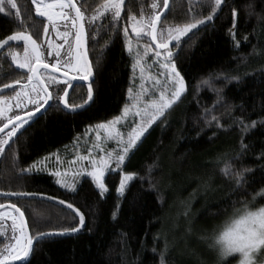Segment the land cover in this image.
<instances>
[{
  "label": "trees",
  "instance_id": "16d2710c",
  "mask_svg": "<svg viewBox=\"0 0 264 264\" xmlns=\"http://www.w3.org/2000/svg\"><path fill=\"white\" fill-rule=\"evenodd\" d=\"M103 1L86 9L94 12ZM155 1L125 0L118 20L100 19L90 30L88 50L95 71L93 101L69 111L54 98L52 107L22 127L1 154L0 204L16 203L24 211L32 234L77 224L78 214L60 201L73 204L85 215L79 232L37 241L34 252L20 264H159L165 245L166 264H197L207 243L194 246L192 240L186 246L193 249L182 255L178 246L185 237L165 236L166 226L173 224L168 223L169 210L183 203L185 209L176 216L179 224L184 223L179 228L187 223L188 228L207 231L231 213L233 200L241 196L250 200V193L264 188V0H226L212 22L194 30V36L189 33L191 39L182 38L176 63L187 91L167 119L154 124L125 161L123 171H135L139 178L129 182L123 195L116 191L118 172L107 173L108 190L101 196L90 177L81 179L75 189H68L60 186L52 173L21 171L71 146L90 125L122 112L129 103L128 88L135 80L134 58L127 50L123 28L130 27L131 14L137 19L141 13L148 17ZM16 3L19 16L10 6L0 13V39L14 31H24L41 42L46 19L36 13L31 0ZM233 8L237 11L234 39L248 37L242 47L234 46L229 35ZM209 12L199 0H170L161 23L182 24L192 16ZM108 16L109 13L105 15ZM12 46L14 42H9L0 49V88L5 83L11 85L13 80L25 82L29 75L12 60ZM225 76H238L239 81H226ZM209 77L210 83L203 84L202 80ZM86 95L87 86L81 85L80 90L69 93V103H82ZM213 108L211 115L218 117L223 127L205 115V109ZM241 117L250 125L247 132L244 125L237 123ZM252 121L256 124L251 125ZM242 144L247 147L242 148ZM157 158L159 167L149 174L147 166ZM225 162L236 169L251 170L245 173L246 191H234L232 182L221 175ZM149 175L155 187H150ZM257 203H264V199L257 198ZM184 255L193 259L187 260ZM202 255L206 256L202 264L215 261L213 252ZM235 261L229 258L226 264Z\"/></svg>",
  "mask_w": 264,
  "mask_h": 264
},
{
  "label": "snow or ice",
  "instance_id": "6c2138e0",
  "mask_svg": "<svg viewBox=\"0 0 264 264\" xmlns=\"http://www.w3.org/2000/svg\"><path fill=\"white\" fill-rule=\"evenodd\" d=\"M200 3L205 4L210 12L205 16H192L188 22L182 24L167 25L161 23V12L153 11L147 18L141 13V17L137 19L135 14L129 15L128 19L131 21V32L135 34L137 43L144 36L148 37L153 44L144 46L143 52L133 46L132 39L129 36V28L125 26L123 33L125 43L130 55L134 57L132 63L133 74L139 70L141 85L137 92H133V88H128V95L131 99L130 104H125L121 115L113 117L111 120H106L90 125L89 129L96 130V140L101 139L99 130H104L105 138L114 142L115 147L110 150L100 148L99 144H94L93 147L99 150L98 155H92L93 148H89L88 155L80 156L81 161H87V166L82 167L81 173L89 176L94 181L95 186L100 190V195L103 196L106 192L107 186L105 183L106 172L116 173L120 175L119 184L116 187L118 194L123 195L134 178H139V174L135 171H123L125 161L130 158V154H134V150L138 147V143L142 142V137L149 129L158 121L163 123L167 119V114L178 104L184 93L187 91V85L184 76L177 67L176 57L179 55V49L182 43V38L188 36L189 33L195 35V31H199L201 25H206L212 22L218 9L226 3V0H199ZM35 5L36 13L40 17H45L48 24H51L56 32V35L62 38V43L54 44L51 41L47 44V56L53 58V62L49 63L45 58V53L41 51V45L33 36L24 31H14L5 39H0V48L8 45L9 42H24L23 58H18L17 54L12 53V60L19 66L20 69H27L29 75L27 82L23 85L21 90L16 91L11 89L13 96H5L0 94V118H3L2 126H0V133H4L5 129L11 125V129L6 133L5 138H0V154L4 153L5 145L8 141L15 137L17 130L28 124L32 119L34 113L39 112L40 109L45 108V105L52 107L49 101L54 97L49 91V84L58 85L60 90L57 91L55 97L56 101L62 103L63 107L69 111H76L81 109L93 101L94 91L92 82L89 78L93 76L92 64L89 60L86 44L88 33L85 28V13L81 11L75 3V0H50L45 3V0H31ZM125 0H104V3L88 17L87 22L95 26L100 19L110 18L118 20L121 17L122 7ZM6 6H10V10L15 9V14L19 16V8L16 0H0V13L5 12ZM161 7L157 3L152 4V8ZM163 9H169V0H163ZM67 9L68 11H65ZM70 15L69 13L73 12ZM105 13L110 16L105 17ZM237 11L232 9V23L229 28V35L234 39L235 32L232 29L236 25ZM64 21L65 31H60L59 22ZM70 22V24H69ZM48 24L44 26V33H48ZM69 26L75 29L74 32L67 30ZM159 26V27H158ZM73 40H69V37ZM246 39V38H245ZM74 41V47H73ZM236 46H239V41H234ZM64 58H61V50L65 48ZM152 50V63H147L148 51ZM177 49V51H173ZM11 51V50H10ZM163 58L161 61L160 58ZM143 61V63H142ZM155 65L158 69L155 75L148 71V78L152 80V88L146 89L143 81L145 80V73L147 70ZM63 70V85H60L61 77L58 75ZM75 72L79 75L80 81H89L87 85L86 99L82 103H69L68 88L73 86L75 76L70 73ZM222 75V74H221ZM224 79L239 81L238 76H225ZM211 77L202 80L203 84H209ZM134 82V81H133ZM12 84L19 85L20 80H13ZM4 89H10L11 86L7 83L3 85ZM25 89H28L27 91ZM29 91L35 93L36 98L29 95ZM218 91V90H217ZM43 95H40V94ZM15 101V107L21 109L22 100L27 99L28 103L34 105L30 111L12 112V105L9 100ZM222 99V97L220 98ZM213 109H205V115L211 116V120L217 123L218 127H223L219 123L216 116H212ZM24 117H27L25 119ZM125 121L127 127L126 132H122L117 125L121 121ZM207 122V121H206ZM237 123L244 125V132H247L250 125L245 124L243 118H237ZM256 121H252L251 125H255ZM87 134V133H86ZM242 144V148H246ZM59 160V155L56 156ZM157 161L147 166V172L151 174L154 168L159 167ZM36 168L39 170L37 164L30 165L27 169L21 171L31 172ZM221 175L228 178L233 184V190L236 192L246 191L247 178L245 173L250 172L248 168L241 167L236 169L230 162H225L224 167L220 169ZM56 177H61V173L56 171ZM150 187H155L151 183L149 175ZM57 183H64L62 179H58ZM73 187L74 185H66ZM205 187H209L206 183ZM7 195V194H5ZM12 195H22L21 193H12ZM31 195V194H29ZM251 199H245L243 196L238 200H233L231 203L232 211L226 215L223 222L212 230L210 235H206L203 239L208 243L209 249L215 255L214 264H226L229 258H235L237 264H264V203H257V198L264 199V188L259 189L255 193H250ZM52 199H56L52 197ZM61 204H66L67 208L73 209L78 214V222L75 226L53 228L48 232H36L30 234L28 221L25 217L24 211L11 204V209L15 214L0 212V219L5 216L12 221L11 224V242L6 243L3 248H0V264H9V261H18L28 258L34 252V239L39 241L50 236L65 235L69 233H77L85 224V215L73 204L65 201H60ZM239 204V206H237ZM4 204H0V209L4 208ZM119 205H117V211ZM225 211H227L225 209ZM187 214V213H185ZM117 212H113V219H116ZM167 252V245L165 249L159 254V264H166L165 255Z\"/></svg>",
  "mask_w": 264,
  "mask_h": 264
},
{
  "label": "rangeland",
  "instance_id": "374dc122",
  "mask_svg": "<svg viewBox=\"0 0 264 264\" xmlns=\"http://www.w3.org/2000/svg\"><path fill=\"white\" fill-rule=\"evenodd\" d=\"M47 2H50V0H46L45 1V3H47ZM154 3H157V4L161 5V7L156 8L155 10L153 9V11H160L161 14H162L163 8H162V2H161V0H156ZM65 11H68V10L65 9ZM69 14L72 15V12L69 13ZM43 18H45V17H43ZM64 23H66V22H64V21L59 22L60 31H64V30H62V27H64L63 26ZM47 24H48V22H47ZM48 29H49V31L45 35L46 42L44 44L41 43L40 45H41V51H43L45 53V58L47 59V61L49 63H52L53 62V58L47 56V50H48L47 49V44L49 43V41H51L52 43H54V40H55V44L61 43L62 41H60V39H62V38H60V37H58L56 35V32L53 29V27H52L51 24H48ZM129 30L131 32V24H130ZM130 32H129V36L132 39L133 46L136 47L141 52H143V49H144V46L145 45L150 44V43L154 45V43H155V42L151 41L146 36H144L143 38H141L139 40V42L137 43L136 37L135 36H132L130 34ZM234 41H239V46L238 47H242L248 41V37L245 36L242 40L232 39V42H233L234 46H236V44H235ZM15 43H18V45H15L14 46V50L11 52V56H12V53L14 52L15 54H17L18 58L22 59L23 58V55H24V42L23 41H17ZM44 46H45V48L43 49ZM152 55H153L152 50L149 49V51H148V57L146 58L147 59V63H149V64L152 63V61H151ZM160 60L162 61L163 58L161 57ZM142 63H143V61H142ZM25 70H27V69H25ZM148 71H150L152 73V75H155L157 73V71H163V69H158L155 65H153L151 67V69H149V70L146 71V73H145V80L143 81V84H144V87L146 89H151L152 88V80L150 78H148ZM134 79H135L134 80V85L132 86V88H133V92L135 93V92H137L139 90L140 85H141L140 73H139V70L138 69L135 72ZM63 81H64V79H61V82L62 83H63ZM26 82L22 83V85L19 87V89L17 91L21 90V88H23V85ZM12 87L13 86H11V88ZM1 90H3V88H1L0 91ZM25 90L27 91L28 89H25ZM68 91H69V89H68ZM2 94L5 95V96H9V97H12L13 96V94H11V95H7L6 93H2ZM29 95L32 96V97L34 96L31 91H29ZM24 100L25 99L22 100V103H24ZM9 103L12 105V112H9L8 115H12L13 112H21V109H23V111L26 110V109H24L23 104L21 105V109H17L15 107V101L14 100H11L10 99L9 100ZM130 103H131V99L129 97V103H127V104H130ZM77 104H80V103H77ZM33 107H34L33 105H30L29 106L30 109H33ZM121 113L119 115H121ZM21 114H22V112H21ZM111 119H109V120H111ZM2 122H6V121H4L3 118H0V124ZM98 123H100V122H98ZM95 124H97V123H95ZM94 125H92V126H94ZM122 125H125V121H123V120L120 122V124L117 125V128H120L122 132H126L128 130V128L127 127H122ZM10 129L11 128H9L4 134H2L0 136V138H5L6 133ZM20 129H18L17 132ZM99 131H100V134H101V139L99 141L96 140V130L94 128L93 129H88L86 131L87 134L85 133L83 136H81L78 139H76L75 143L72 144L71 146L65 147L59 153L57 152V153L48 154V155H46V156H44V157L36 160L31 165H33L35 163V164L38 165L39 170L52 173L53 175H54V173L56 171H59L61 173V177H56L55 175L54 176H55L56 180L62 179L64 181V183L63 184L62 183H58V184L60 186H62L63 188L75 189L78 186V184L80 183V180L81 179H83L84 177H89L86 174H79V173H81L82 167L87 166V164H88L87 161H81L79 159V157L80 156H83V155H88V151L87 150L89 148H93L92 155H98L99 154V150L93 147L94 144H99L100 145V148L105 149V150H110V149H112V148L115 147L114 142H112L110 140H107L105 138L104 130H99ZM10 140L8 141V143L10 142ZM6 145H5V147H6ZM57 155H59V157H60L59 160L56 159V156ZM0 156H1V154H0ZM33 170H37V169L34 168ZM107 173L108 172H106L105 176L107 175ZM172 179L175 181L174 175L172 176ZM66 185H74V188L73 187H68ZM106 186H107V184H106ZM178 206H180V205H178ZM178 206L174 205L169 210L168 217H167L168 218V223L170 221H173V224H171V225L168 224L166 226L165 236L167 238H172V237L175 236V234H177V236L179 234H181V235H183L185 237V240H183V242L181 241L182 244L178 246V251L183 255V254H187L188 251H189V249L192 250L193 247L196 244L202 243V244L205 245L207 242L203 239V237L206 236V235H210L212 233V230L215 227L219 226L223 222V220L225 218L220 223L214 225V227L212 229H209L207 231H205L202 228L196 229L195 226H192V228L191 227L188 228L187 223H186V225L184 227L182 226V228L181 227L179 228V226L183 225L184 223L183 224H179L180 221H177V219H176L177 212L178 211H182L183 208L185 209V205L182 203L180 207H178ZM177 208H178V210H177ZM1 212H5L6 213V212H8V210L7 209H4ZM179 229H181V230H179ZM178 230L180 232L176 233ZM192 240L194 241V243H193L194 246H190V245L189 246H186V244L187 243H190V241H192ZM204 250L203 251H204L205 255L210 256L209 253H211L212 251L209 249L208 243H207V246L205 247ZM203 251L201 253V257L198 258V260L195 261V263L202 264L203 259H205V257H206V256L204 257L202 255V254H204ZM189 252H191V251H189ZM184 256L186 257V258L185 257L184 258L187 259V260L193 259V258L189 257V255H184ZM189 262H192V261H189ZM207 264H214V261H211V262H209ZM234 264H237V260L234 262Z\"/></svg>",
  "mask_w": 264,
  "mask_h": 264
},
{
  "label": "flooded vegetation",
  "instance_id": "af4514ba",
  "mask_svg": "<svg viewBox=\"0 0 264 264\" xmlns=\"http://www.w3.org/2000/svg\"><path fill=\"white\" fill-rule=\"evenodd\" d=\"M76 1V3H77V5H78V7H80L81 8V11H83L84 13H85V28H86V31H87V33H88V36H87V51H88V54H89V50H88V38H89V33H90V30L92 29V27L94 26L93 24H90V23H88L87 22V20H88V17L90 16V15H92L94 12H92L91 10H87L86 8H89L88 6H95L96 5V3L99 1V0H84L81 4H80V1L81 0H75ZM103 3H104V1H103ZM102 3V4H103ZM72 14H74V10H73V12H72ZM104 15H107V13H105ZM47 21V20H46ZM98 22V21H97ZM70 23V22H69ZM62 27V26H61ZM62 30H66L64 27H62ZM67 30H69V31H72V32H74L75 31V29H72L70 26H69V28L67 29ZM130 32V31H129ZM130 34L132 35V36H135V34L134 33H131L130 32ZM45 35H46V33H44V36H43V39L41 40V42H37L38 44H44L45 42H46V38H45ZM69 40H73V38L70 36L69 37ZM60 41H62V39H60ZM63 42V41H62ZM61 42V43H62ZM54 44H55V40H54ZM59 44V43H58ZM15 45H18V43H15L14 42V46ZM14 46H12V49H11V51H10V55H11V52L14 50ZM67 45H65V48L64 49H62L61 50V58L63 59L64 58V54H65V50L67 49ZM73 47H74V41H73ZM45 48V46L43 47V49ZM12 57V56H11ZM92 67H93V64H92ZM23 70H25V69H23ZM93 70H94V67H93ZM25 71H27V70H25ZM63 71V70H62ZM71 75H74V76H77V77H79V75L77 74V73H75V72H72V73H70ZM60 77H61V79H64V77H63V75H61V74H58ZM94 79H95V71H94V78H93V80H92V82L94 81ZM27 81V80H26ZM25 81V82H26ZM22 83H24V82H20V84L19 85H14L13 87H12V89H15L16 91L19 89V87L22 85ZM60 85H63V83L61 82V80H60ZM81 85H84L85 86V88H86V86L88 85V84H86V83H77V82H74L73 81V86L72 87H70V88H68L69 89V93H71L73 90H74V92L75 91H78V90H80V87H81ZM49 89H50V91L52 92V95H53V97L55 98L56 97V95H57V91H59L60 90V87L58 86V85H53V84H49ZM7 95H11V94H13V92H12V90H10L9 92H5ZM33 98H36V95H35V93H33ZM40 95H43L42 93L40 94ZM27 99H25L24 100V103H22L23 104V107H24V109H26V110H24V111H30L31 109L29 108V106L30 105H32V104H30V103H28V101H26ZM51 102H52V100H51ZM25 104V105H24ZM34 106V105H33ZM34 108V107H33ZM1 126H2V123L0 124ZM5 133V132H4ZM3 133V134H4ZM5 203H12V204H15V205H17L16 203H13V202H10V201H7V202H5ZM1 204H4V203H1ZM4 209H7L8 210V212H6V213H12V214H15L14 212H13V210L11 209V207H6V208H4ZM4 209H2V210H0V212L1 211H3ZM11 224H12V221L8 218V216H5L3 219H0V248H3L4 247V245L6 244V243H10L11 242V235H12V233H11ZM32 234V233H31ZM10 262V261H9Z\"/></svg>",
  "mask_w": 264,
  "mask_h": 264
},
{
  "label": "water",
  "instance_id": "95a60500",
  "mask_svg": "<svg viewBox=\"0 0 264 264\" xmlns=\"http://www.w3.org/2000/svg\"><path fill=\"white\" fill-rule=\"evenodd\" d=\"M45 1H46V0H45ZM75 3H76V1H75ZM76 5H77V3H76ZM77 6H78V5H77ZM169 6H170V0H169ZM166 11H167V9H163V10H162L161 18H162V15H163ZM86 49H87V44H86ZM87 53H88V51H87ZM88 57H89V54H88ZM89 60H90V57H89ZM90 62H91V60H90ZM91 64H92V62H91ZM92 68H93V67H92ZM59 74L63 75V71H61V73H59ZM70 75H71V74H70ZM71 76H74V75H71ZM75 77H76V80H74V82H77V83H86V84H88L89 81L92 82V80H93V78H94V70H93V76H91V77L89 78V81H80L79 77H77V76H75ZM10 86H13V85L11 84ZM1 88H3V87H1ZM1 88H0V89H1ZM7 90H9V89H4V88H3V90L0 91V94L6 92ZM49 91H50V89H49ZM50 92H51V91H50ZM49 104H51V101H49ZM48 108H49V107H48L47 105H45V108L40 109L39 112L34 113L32 119L35 118V117H37V116H39V115L42 114L43 112H45ZM24 118L27 119V117H24ZM32 119H31V120H32ZM29 121H30V120H29ZM25 125H26V124H25ZM25 125H24V126H25ZM24 126H23V127H24ZM11 127H12V126L9 125V127H8L7 129H5L4 132H6V131H7L9 128H11ZM20 130H21V129H20ZM18 132H19V131H18ZM1 134H3V133H0V135H1ZM12 138H13V137H12ZM11 204H12V203H4V205H5L4 208H6V207H10ZM16 206L19 207L18 205H16ZM4 208H2V209H4ZM19 208H20V207H19ZM2 209H0V210H2ZM28 225H29V224H28ZM29 232H30V234H31L30 228H29ZM36 242H37V240L34 239V244H35ZM28 258H29V257H28ZM28 258H25L24 260L10 261L9 264H20L21 262L27 260Z\"/></svg>",
  "mask_w": 264,
  "mask_h": 264
},
{
  "label": "bare ground",
  "instance_id": "6f19581e",
  "mask_svg": "<svg viewBox=\"0 0 264 264\" xmlns=\"http://www.w3.org/2000/svg\"><path fill=\"white\" fill-rule=\"evenodd\" d=\"M1 135H2V134H1ZM1 135H0V136H1Z\"/></svg>",
  "mask_w": 264,
  "mask_h": 264
}]
</instances>
